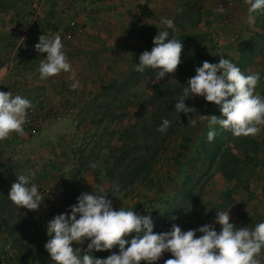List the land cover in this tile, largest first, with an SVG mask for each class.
Segmentation results:
<instances>
[{
	"label": "rangeland",
	"instance_id": "obj_1",
	"mask_svg": "<svg viewBox=\"0 0 264 264\" xmlns=\"http://www.w3.org/2000/svg\"><path fill=\"white\" fill-rule=\"evenodd\" d=\"M91 1L45 0L46 8L37 14L33 0H0V67L2 64L12 65L7 73L11 79L4 78L0 91L12 92L13 97L18 95L31 104L45 107L46 104L39 103L38 99L51 94L36 80L40 75L41 61L45 60L47 53H38L35 45L39 43L40 35L54 38L52 35L59 26L64 27L67 19L76 21L79 16L92 17L88 13H93L96 8L87 10ZM204 1H201L200 23L196 24L195 0H179L172 19L174 25L181 12L179 10L188 8L192 11V17H185L182 23L186 24V31L199 30L205 35L201 52L212 64L219 63L220 54L229 48L217 40L219 29L227 28L230 40L235 35L242 39L241 44L232 46L245 52V56L241 54L236 58L246 63L245 68L238 66L242 68L241 72L246 76L259 73L258 84H263L264 12L255 13V23L250 24L247 5L241 9L243 14L237 22H231L229 14L228 22L224 23L223 14L205 10ZM143 8L146 12L149 10ZM221 22L225 25L222 26ZM82 25L86 23L82 22ZM139 26L140 37L144 34L146 38L154 28L166 27L165 24ZM179 28L174 32L178 33ZM147 45L148 42L142 41L135 47L128 71L106 83L113 84L111 89L93 93L85 102L68 105L62 118L38 135L12 141L0 140V264H55L45 249L50 239L48 222L54 216L68 212L82 193L91 194L98 184H102L109 195H112L114 184L121 186L125 177L120 173L134 158L135 148L151 139L145 123L150 122L151 129L155 124L150 121L152 106L145 103L160 91L167 94L175 89L178 94L186 83L180 69L188 58L184 62L182 60L177 71L162 84V90L156 87V70L137 72L135 69L140 57L137 48ZM257 52L262 54L259 65L253 56ZM129 79L130 82L126 83ZM255 94L264 98V84L256 87ZM196 98L200 102L195 108L197 111L188 114L186 122L181 121L175 126L152 175L134 191L122 193V201L116 197L112 199L113 207L117 211L123 207L139 215L150 214L154 222L153 231L157 234L170 231L173 224L183 231L213 224L219 232L221 225L215 223L218 210L230 212V223L237 228L254 229L255 225L264 222V125L259 126L258 135L247 137H235L217 125L216 136L209 142L207 134L210 129L207 121H201L200 117H222V112L220 106L207 102L204 97ZM189 115L196 120L195 126L189 123ZM125 146L128 153L123 149ZM93 163L95 168L90 167ZM33 172L35 178L32 183L38 186V191L45 198L38 211L20 209L8 197L9 188L17 181V176ZM84 181L91 188H85ZM44 188H49L51 193L46 195L42 192ZM191 205L192 210L186 213L185 209H190ZM4 218H8L11 225H16V236L20 235L23 243L14 244L6 225L2 224ZM201 235L203 233L197 232V237ZM132 238L125 237L129 241ZM89 242L82 245L73 243V247L86 250ZM113 252L119 254V247L111 251H94L93 255L103 259ZM260 256L257 259L264 264V249ZM170 258L165 252L157 264H164Z\"/></svg>",
	"mask_w": 264,
	"mask_h": 264
},
{
	"label": "clouds",
	"instance_id": "obj_2",
	"mask_svg": "<svg viewBox=\"0 0 264 264\" xmlns=\"http://www.w3.org/2000/svg\"><path fill=\"white\" fill-rule=\"evenodd\" d=\"M245 3L249 6L248 22L253 24L254 14L264 12V0H245ZM217 11L223 13L225 9L221 6ZM162 22L167 29L175 31L171 19ZM169 36V31L159 30L152 50L140 55L135 69L137 72L143 73L148 68L156 70L159 81L177 71L183 44L181 40L170 39ZM63 47L60 35L51 39L44 34L39 36L35 50L47 53L39 67L42 80L61 72H71V78L75 80ZM220 56L219 63L204 61L202 67L195 69L196 75L188 80L174 110L180 114H191L197 110L187 106L185 101L196 96L204 97L207 102L220 106L222 112V117H200L201 121H207L210 129L207 134L209 142L216 136L217 125L235 137L256 136L260 132L259 126L264 125V98L255 94L260 74L246 76L231 59H224L223 54ZM76 86L73 85L74 88ZM31 107L28 99L0 91V140L9 138L12 133L24 134L23 125ZM189 123L196 125L191 115ZM169 126L170 121L165 118L157 131L166 133ZM90 167L95 168L96 164ZM34 178V172L19 175L11 185L8 197L20 209L38 211L45 200L38 186L32 183ZM109 196L122 201L120 186L114 184L112 195H109L105 187L98 184L91 194L82 193L68 212L58 214L48 222L47 235L50 239L45 249L55 264H157L165 252H170L173 258L165 260L164 264H260L257 257L264 249V222L255 225L254 229L237 228L230 223V212L218 210L215 223L221 225L219 232L213 224L188 231L173 224L170 231L157 234L153 231L154 222L150 214L139 215L123 207L117 211ZM191 210L192 205L185 212ZM197 232L203 235L197 237ZM128 236L133 238L129 241L125 239ZM86 241H90L86 250L73 247V243L82 245ZM117 246L119 254L113 252L103 259L93 255L94 251H111Z\"/></svg>",
	"mask_w": 264,
	"mask_h": 264
},
{
	"label": "crops",
	"instance_id": "obj_3",
	"mask_svg": "<svg viewBox=\"0 0 264 264\" xmlns=\"http://www.w3.org/2000/svg\"><path fill=\"white\" fill-rule=\"evenodd\" d=\"M178 1L146 0L145 5L143 0H93L88 2L87 10L96 8L92 10L93 13H88L92 17L79 16L76 21H73L75 20L73 18H70L73 19L72 21L67 19L64 27L59 26V30L52 35V37L61 36L63 51L71 64L72 72L75 73V80L71 78V72H61L46 80H42L39 75L36 83L41 84V88H46L51 96L42 95L38 102L46 104L45 107L65 111L68 105L85 102L93 93L101 91L103 85L123 76L129 69L135 47L142 44L139 24L157 26L163 24L162 21L165 19L172 20L177 12ZM143 6L149 10L139 12L137 9ZM246 6L245 0H235L230 10V21L237 22L243 14H241V9ZM204 7L205 10L218 12L216 0H205ZM82 22L86 25L83 26ZM221 25L225 24L221 22ZM226 29L221 27L220 34L217 36L218 42L229 47L223 52V58L231 59L237 66L245 68L246 63H242L243 59L240 61L236 59L237 55L241 57V54L242 56L245 54L244 50L232 47L241 44L242 39L235 35L230 40ZM69 30L74 31L71 38L66 37ZM253 56L259 65L258 61L262 60L260 59L262 54L257 52ZM11 68V64H2L0 67L1 73H5L8 80L11 79L7 74ZM74 84L77 85L75 88ZM263 84L259 83L256 87ZM168 254L173 258L170 252Z\"/></svg>",
	"mask_w": 264,
	"mask_h": 264
},
{
	"label": "trees",
	"instance_id": "obj_4",
	"mask_svg": "<svg viewBox=\"0 0 264 264\" xmlns=\"http://www.w3.org/2000/svg\"><path fill=\"white\" fill-rule=\"evenodd\" d=\"M202 0H195V7L196 12H194L196 15H198V21L196 24H199L202 16V10L203 5H201ZM192 11L190 9L185 8L183 9L179 15L177 16V22L175 23V29L177 27L179 28L178 33H175L172 29H167L166 27L163 28H154L152 30V33L149 35L148 38L145 37L144 34H141V40L148 42V45L146 47H138L137 48V54L140 56L145 51H151L154 47V37L158 34L159 30H167L170 33L169 38H174L177 40H181V43L183 44V51L181 53V62L185 61L184 66L181 67L182 77L184 78V81H186L185 84H183L180 87V93H176V90L173 89L170 90L169 93L164 94L161 91L157 95H152L150 98V101L145 103L146 105L152 106L150 121H152L155 125L151 129L149 128V123H145V129L148 130V135L151 137L150 141H145V145L137 146L135 156L132 160H130L128 166L124 169L122 173H120L121 177H125L127 182H125V179L123 178V183H121L120 191L121 193H129L131 191H134V189L142 183L143 181L147 180L152 173L154 172L155 166L158 163L159 155L162 153V151L165 148V143L170 137L171 133L173 132L176 125H178L181 121L186 122L187 115L184 113H177L174 110L175 103L179 98L176 99L177 95L179 97L183 94V89L186 87L188 80L196 75L195 69L197 67H202L203 62L206 61V55L201 52V48L204 46L203 43L205 41V35L199 31H186L185 30V23H182V20H184L185 17H192L191 16ZM193 51V53H191ZM139 62V61H138ZM181 64V63H180ZM180 66H178L179 68ZM146 73H150L153 71V69H145ZM173 74H169L164 79H161L157 82L156 87H159L162 90V84H164L167 80V78L171 77ZM130 79L126 81V83H129ZM113 84H105L102 87V92H106L107 90L111 89ZM166 88V87H165ZM164 89V87H163ZM187 106L189 107H198L200 105V102L196 97L190 98L185 101ZM168 119L170 121V126L167 129L166 133H160L157 131V128L162 124L163 119ZM124 138V137H123ZM125 139V138H124ZM123 139V140H124ZM148 139V138H147ZM125 151L128 153L127 146L123 147ZM128 156V154H126ZM126 156L121 158L119 160V163H122ZM80 181H83L80 179ZM85 182V181H84ZM85 188H91V186L85 182ZM9 190H11L9 188ZM115 197H110V199H114ZM2 224L6 225L7 230L10 233V236L12 237V240L15 245H18V243H23L24 239L20 235L16 236V225H11L8 218H4ZM23 245V244H22Z\"/></svg>",
	"mask_w": 264,
	"mask_h": 264
},
{
	"label": "built area",
	"instance_id": "obj_5",
	"mask_svg": "<svg viewBox=\"0 0 264 264\" xmlns=\"http://www.w3.org/2000/svg\"><path fill=\"white\" fill-rule=\"evenodd\" d=\"M146 2V0H143V4ZM33 6L37 14L42 13L44 9L46 8L45 0H33ZM235 0H216L217 8H220L221 6L224 7L225 11L221 14H223L224 23L228 22V16L230 14L231 8L234 6ZM145 5V4H144ZM139 12L144 11V8L140 7V9H137ZM74 31L69 30L66 37L71 38L73 36ZM5 73H1L0 71V85L2 84ZM32 107L28 109L27 114V121L23 125L24 128V134L23 135H10L9 138L5 139L4 141H12L16 138L20 137H30L35 136L41 133L43 130L51 126L53 123L59 121L62 118L63 111L58 108L54 107H38L37 105L31 104ZM42 192H44L46 195L51 193V190L49 188L42 189ZM149 208H146V211H148Z\"/></svg>",
	"mask_w": 264,
	"mask_h": 264
}]
</instances>
